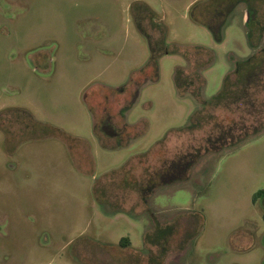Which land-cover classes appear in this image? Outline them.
<instances>
[{
	"label": "rangeland",
	"instance_id": "1",
	"mask_svg": "<svg viewBox=\"0 0 264 264\" xmlns=\"http://www.w3.org/2000/svg\"><path fill=\"white\" fill-rule=\"evenodd\" d=\"M197 1L0 0V264H264V128L175 168L264 124V75L253 105L194 119L190 92L209 100L264 49L243 3L215 41ZM180 69L200 76L183 95ZM160 174L183 178L148 190Z\"/></svg>",
	"mask_w": 264,
	"mask_h": 264
},
{
	"label": "trees",
	"instance_id": "2",
	"mask_svg": "<svg viewBox=\"0 0 264 264\" xmlns=\"http://www.w3.org/2000/svg\"><path fill=\"white\" fill-rule=\"evenodd\" d=\"M239 3H243L245 5L246 13L248 15L247 20L245 21V26L247 28V40L250 45L257 46L256 43L262 37L264 27L261 12L264 0H199L193 3L189 8V16L193 22L206 26L213 35L215 41H220L222 39V29L225 21L228 15ZM165 53H170L167 48L164 49L163 54ZM202 54L211 55L210 49L203 46H196L194 48V56L197 57V61L195 62L196 71H198L199 68L206 66L208 63V61L203 62L200 59ZM157 56L158 55L154 56V63H157V58L159 57ZM261 75H264V49L257 51L254 55L245 60L237 61L232 73L233 79H231L230 76H226L219 92L212 96L209 100H202L199 93H195L193 91L190 92V94L194 96L201 104V108L197 112V116H194V119L199 121V115L201 117V114H203V112L207 109L221 106L226 107L231 103H237L241 100L246 104L253 105V103L256 102V97L251 92L255 85H260ZM199 79L200 76L197 73L193 76H188L185 75L182 69L177 70L176 75L174 76L176 89L181 95L186 93L187 88L193 83L194 80ZM193 124H195V122H191L188 128L193 127ZM235 128L236 127L234 126L228 130L225 129V131H221L220 134L214 139L207 138V146L203 148V150L197 149L195 150L196 152L192 154L187 160L184 158L185 160H179L175 164V168L178 169L177 172L179 170L187 172L190 165H192L194 161L206 151H218L222 149V147H228L240 143L248 136L254 135L262 130L264 128V124L260 126L240 128V133H238V135L233 133ZM159 176L158 181L152 180V182L149 184L150 186L147 187L148 190H150L151 184L167 181L169 182L175 179L183 178L181 176L165 178V174H160ZM263 192L264 190L256 191L252 195V201L255 202L257 197H259V195ZM128 243L129 242L127 238H121L119 241L120 246H126Z\"/></svg>",
	"mask_w": 264,
	"mask_h": 264
},
{
	"label": "water",
	"instance_id": "3",
	"mask_svg": "<svg viewBox=\"0 0 264 264\" xmlns=\"http://www.w3.org/2000/svg\"><path fill=\"white\" fill-rule=\"evenodd\" d=\"M247 16H248V15H247V13H246V20H247Z\"/></svg>",
	"mask_w": 264,
	"mask_h": 264
}]
</instances>
